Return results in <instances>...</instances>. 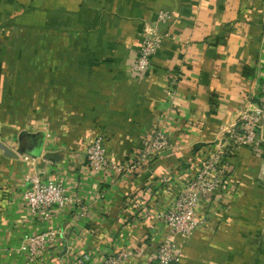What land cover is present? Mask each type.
Returning <instances> with one entry per match:
<instances>
[{"label":"crops","instance_id":"0c3cea01","mask_svg":"<svg viewBox=\"0 0 264 264\" xmlns=\"http://www.w3.org/2000/svg\"><path fill=\"white\" fill-rule=\"evenodd\" d=\"M149 34L161 49L133 72ZM263 104L262 0H0V264H105L115 253L152 264L173 239L157 216L215 140ZM157 131L171 147L139 172L88 169L97 136L123 165ZM231 155L207 225L175 237L178 264H264V132ZM28 177L59 179L74 198L52 224L32 217ZM50 230L57 241L32 261L22 246Z\"/></svg>","mask_w":264,"mask_h":264},{"label":"built area","instance_id":"2783aa9c","mask_svg":"<svg viewBox=\"0 0 264 264\" xmlns=\"http://www.w3.org/2000/svg\"><path fill=\"white\" fill-rule=\"evenodd\" d=\"M264 4V0H262ZM162 37L149 34L143 48L139 51L133 72H143L150 68L154 57L161 49ZM264 132V104L256 110H248L244 119L225 132L222 140H215L214 147L208 153L203 167L196 176L185 182V189L177 202L167 211L157 216V222L168 228L173 239L161 245L156 253V260L152 264H178L181 260V249L175 237H190L195 231L205 227L211 213L209 208L219 206L221 195L230 186L231 172L224 165L227 156L243 147L258 148L263 140ZM172 141L162 131L154 132L150 139L144 142L135 157L123 163L113 162L108 154L106 139L97 136L89 145L86 158L87 167L94 175H117L139 172L143 165L160 158L168 149ZM228 151V152H227ZM32 183L24 193L28 207L35 219L52 224L57 211L67 206L72 199L62 181L53 179L42 181L38 177H28ZM80 204V200L76 199ZM131 203V204H130ZM127 205H134L135 212L142 211V203L138 198L128 199ZM201 213V214H200ZM59 233L55 230L44 232L33 238H28L22 250H30L31 260L38 261L43 254L54 246ZM128 257L125 253H115L105 260V264H120ZM86 255L80 264H88Z\"/></svg>","mask_w":264,"mask_h":264},{"label":"trees","instance_id":"16d2710c","mask_svg":"<svg viewBox=\"0 0 264 264\" xmlns=\"http://www.w3.org/2000/svg\"><path fill=\"white\" fill-rule=\"evenodd\" d=\"M228 157L230 158V157H232V155L230 154V155H228Z\"/></svg>","mask_w":264,"mask_h":264}]
</instances>
